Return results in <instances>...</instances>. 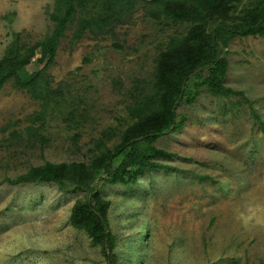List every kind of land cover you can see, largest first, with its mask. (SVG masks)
I'll use <instances>...</instances> for the list:
<instances>
[{
    "label": "rangeland",
    "instance_id": "374dc122",
    "mask_svg": "<svg viewBox=\"0 0 264 264\" xmlns=\"http://www.w3.org/2000/svg\"><path fill=\"white\" fill-rule=\"evenodd\" d=\"M53 9L54 0H0V58L15 33L32 44L51 31ZM148 10L139 0L121 22L88 30L75 43V22L69 25L48 68L64 96L48 109L43 149L9 137L28 125L41 100L12 79L0 89V264H108L101 244L70 221L83 191L55 182L10 184L5 177L45 161L88 160L103 130L114 131L103 136L110 146L119 141L131 122L135 79L151 78L158 52L187 29ZM226 49L225 84L244 95L219 97L202 88L193 102L177 105L182 123L154 143L175 153L158 158L169 168L146 172L132 185L95 182L111 201L108 224L121 264L264 261V132L253 113L264 120V35L234 37ZM39 55L30 71L39 67ZM73 108L75 122L68 124Z\"/></svg>",
    "mask_w": 264,
    "mask_h": 264
},
{
    "label": "trees",
    "instance_id": "16d2710c",
    "mask_svg": "<svg viewBox=\"0 0 264 264\" xmlns=\"http://www.w3.org/2000/svg\"><path fill=\"white\" fill-rule=\"evenodd\" d=\"M137 1L54 0L50 14L53 27L41 40L27 44L20 41L19 33L14 34L0 58V89L12 79L17 89L41 100V109L27 117L29 123L23 130L13 128L9 137L19 143L38 145L40 149L48 142L44 133L48 109L64 96L60 86H52L48 68L54 63L69 25L75 22V43L88 30L104 32L121 22ZM140 1L149 6L153 18L184 23L187 29L171 35L166 47L158 52L151 78L135 79L131 86L132 100L127 106L131 122L122 130L119 141L110 146L103 136L108 138L107 134L114 131L103 130L95 147L90 148L88 160L45 161L31 165L15 177H5L10 184L55 182L61 190L83 191L84 197L72 206L70 221L84 229L93 244H101L108 264L121 263L114 253L115 234L108 224L111 201L100 194L96 180L132 185L146 172L169 168L168 163L158 158H171L175 153L154 143L182 123L177 105L181 101L193 102L202 88L219 97L244 95L242 90L225 84L229 65L226 48L234 37L264 35V0H251L247 6H241L244 0ZM38 51L40 55L35 59L39 67L30 71L27 66ZM75 112L74 108L67 111L68 124L75 122ZM253 113L264 132V120L256 111ZM77 138L78 134L74 139Z\"/></svg>",
    "mask_w": 264,
    "mask_h": 264
}]
</instances>
